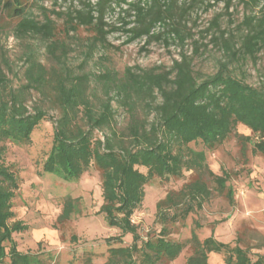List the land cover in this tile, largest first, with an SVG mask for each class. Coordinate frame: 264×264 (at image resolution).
I'll use <instances>...</instances> for the list:
<instances>
[{
	"label": "trees",
	"instance_id": "16d2710c",
	"mask_svg": "<svg viewBox=\"0 0 264 264\" xmlns=\"http://www.w3.org/2000/svg\"><path fill=\"white\" fill-rule=\"evenodd\" d=\"M200 1L52 0L47 7L43 0H0V19L7 16L15 21L16 38L40 40L47 59L41 61L31 48L25 57L24 82L17 86L0 64V264H49L45 252L17 248L13 234L27 225L14 219L19 180L13 166L5 162L6 143L30 144L43 121L52 124V141L42 172L69 182L90 168L99 173V212L107 225L120 231L104 238L107 254L102 264H169L185 247L190 249L185 264H209L211 253L222 254L224 264H264V254H250L251 249L264 246L261 237L254 246L244 244L240 234L233 242L221 241L212 233L200 238L196 221L188 237H171L178 223L203 207L213 189L233 199L225 172L216 174L209 168L205 149L233 136L243 154L250 145L252 153L264 155V88L245 83L225 63L198 79L182 52L180 60H173L162 72L132 67L122 75L111 69L99 74L85 70L96 50L113 47L108 40L111 33L124 35L125 44L143 40L142 48L152 41L183 48L192 37L186 16ZM223 1L227 8L232 0ZM252 1L259 8L255 15L245 16L246 32L232 55L255 56L264 45V0ZM62 3H67L65 8ZM80 30L88 33L87 42L81 62L73 65L68 56L74 48L66 38L74 40ZM98 87L104 96L97 95ZM34 94L40 101L30 106ZM114 100L127 112L122 130L115 128ZM46 104L56 116L48 113ZM138 105L144 112L152 110L153 117L140 116ZM238 124L250 129L252 136L237 132ZM192 142H200L203 148L195 149ZM185 171L191 177L155 204L158 230L141 236L132 215L143 202L145 184L155 177L180 178ZM79 200L66 195L57 222L79 213ZM125 235L130 236L129 243H124Z\"/></svg>",
	"mask_w": 264,
	"mask_h": 264
},
{
	"label": "rangeland",
	"instance_id": "374dc122",
	"mask_svg": "<svg viewBox=\"0 0 264 264\" xmlns=\"http://www.w3.org/2000/svg\"><path fill=\"white\" fill-rule=\"evenodd\" d=\"M246 2L247 5L232 0L226 8L223 0H201L186 16L192 37L186 40L183 48L174 43L165 46L158 41H152L142 48L143 40L125 44L122 43L124 35L111 33L108 40L113 47L96 50L85 70L99 74L111 69L122 75L126 67H132L134 71L141 68L162 72L171 67L173 60H180L182 52L189 58L194 76L198 79L214 73L225 63L231 73L245 83L264 88V45L255 56H243L241 53L232 55L233 49L240 47L246 32L243 23L245 16L255 15L259 8L252 0ZM43 4L51 7L52 0H43ZM66 5L62 3L60 6L65 8ZM14 22L7 16L0 19V64L11 84L17 86L24 82L25 57L31 48L41 61L47 63V59L40 40L32 37L21 39L13 35ZM61 26V20H57V27ZM60 35L63 37L61 31ZM86 36L88 33L80 30L74 40L66 38L74 48L68 56L69 63L77 65L81 62ZM95 91L99 97L104 96L102 88L98 87ZM39 101L34 94L29 104L31 106ZM158 101L156 96L154 102ZM112 105L115 109V128L122 130L128 121L127 112L115 100ZM45 109L56 116L57 112L47 104ZM143 109L138 105L140 116L149 113V118L153 117L152 110L144 112ZM236 131L252 136L250 129L242 124L237 125ZM97 135L101 136V132H97ZM51 141L52 124L43 121L33 131L30 144L6 143L5 162L13 166L19 180V188L13 198L14 219L27 225V229L13 234L17 248L21 251L45 252L49 264H86V258L91 259L90 264H102L107 254L104 238L118 235L120 231L107 225L99 212V173L90 168L78 180L69 182L42 172V161ZM190 145L195 149L203 148L200 142ZM205 152L209 168L216 174L225 172L226 186L233 190V199L231 201L225 192L218 193L213 189L203 207L191 213L183 224L178 223L171 237L178 240L188 237L196 221L199 224L196 232L200 238L212 233L221 241L233 242L240 234L244 244L254 246L262 241L260 237L264 240V155L252 153L250 145L243 154L233 136L214 149H205ZM140 170L144 172L145 168L140 167ZM190 177L191 172L185 171L180 178L155 177L145 184L143 202L132 215L141 236L145 237L159 228L154 223L157 200L168 190L179 188ZM66 195L80 198V212L62 223L57 222ZM123 240L129 243L130 236L125 235ZM256 252L264 254V246L250 250L252 256ZM189 255L190 249L185 247L169 264H185ZM209 264H224L222 254L211 253Z\"/></svg>",
	"mask_w": 264,
	"mask_h": 264
}]
</instances>
